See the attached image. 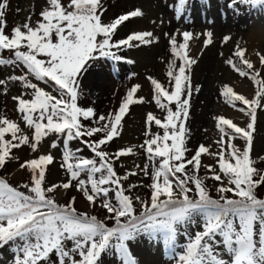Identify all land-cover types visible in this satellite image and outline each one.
Listing matches in <instances>:
<instances>
[{"label":"snow or ice","instance_id":"obj_1","mask_svg":"<svg viewBox=\"0 0 264 264\" xmlns=\"http://www.w3.org/2000/svg\"><path fill=\"white\" fill-rule=\"evenodd\" d=\"M189 2L177 0V19L188 11ZM237 3L264 9V0H231L229 7ZM7 6V0H0V53L8 50L11 56H0V65L24 70L22 75L7 77L24 89L12 98L24 127L0 115V168L19 159L14 150L27 146L36 153L41 142L54 135L63 137L60 166L67 174L65 181L46 186L48 166L55 162L49 152L19 164L30 174L28 183L13 186L0 178V248L10 244L15 248L20 254L15 264H138L130 246L142 236L162 242L177 264H264V198L258 195L264 187V167L260 166L264 165V156L259 157V164L252 156L258 110H264V54L256 53L261 66L258 69L246 57V49L237 45L233 55L240 65L232 59L226 63L241 77L250 78L257 86L255 94L249 99L229 86L221 94L226 103L235 107L239 102L244 106L239 111L248 118L246 125L241 127L231 119L216 117L219 150L212 152L200 144L189 158L190 132L186 121L194 90L191 70L198 62L190 55V41L195 35L190 31L164 33L171 54L180 63L178 69L175 61L169 63L170 89L147 77L152 99L165 115L163 119L151 112L146 116L149 129L155 124L163 129V135L146 131L149 138L139 147L147 162L119 175L115 163L135 155L136 146L114 153L107 151L106 146L121 135L122 121L130 106L145 102L136 95L141 86L133 85L115 112L97 115L93 107L78 104L80 78L101 58L132 64L133 60L117 53L157 42L159 37L152 31H133L122 39H114L121 26L143 18L145 13L137 7L105 23L102 0H68L66 5L62 0H46L34 25L29 16L7 34ZM203 35V46L207 48L213 42V34ZM230 39L225 36L223 42ZM41 83L51 90L41 87ZM5 84L6 80L0 79V86ZM236 138L244 141L242 147L232 142ZM73 140L81 141L94 158L77 156L69 146ZM50 147L57 148V141L53 140ZM204 155L214 157L215 165H204ZM202 167L208 175H199ZM141 173L151 180L150 184L141 185L150 189L147 201L126 194L136 184L124 186L130 176ZM207 179L218 182L217 198L210 194ZM71 188L89 206L94 208L99 202L108 213L105 219L114 221L113 226L96 215L78 211L75 196L62 204L51 195ZM136 202L141 206L138 214ZM190 226L199 230L190 233ZM179 236H187V243L176 257Z\"/></svg>","mask_w":264,"mask_h":264},{"label":"rangeland","instance_id":"obj_2","mask_svg":"<svg viewBox=\"0 0 264 264\" xmlns=\"http://www.w3.org/2000/svg\"><path fill=\"white\" fill-rule=\"evenodd\" d=\"M66 5L68 0H62ZM106 9L102 19L105 23L111 22L116 16L141 8L145 13L143 18H135L121 26L114 39L119 40L133 31H152L159 40L148 46H140L123 50L117 54L131 59L134 62L128 64L125 61H110L101 58L88 68L80 78V95L78 104L82 107H93L97 115H107L115 112L127 91L135 84L141 87L138 89L137 97H143L144 103L131 105L128 113L122 121L121 135L106 146V150L114 153L120 148L136 146L135 155L122 157L115 163V169L119 175H124L126 171L135 170L136 165H143L147 162L146 154L139 145L149 138L145 135L146 131L150 134L163 135V129L152 124L146 125V116L149 112L163 119L165 113L159 109L153 97V90L147 77L157 79L166 88L171 87L170 79L167 75L169 63L175 61L178 69L180 61L171 54L168 38L164 33L177 34L182 31L194 33L195 39L190 41V55L197 59V64L192 66L191 84L193 92L191 96L190 115L186 121L190 135L187 138V147L190 158L200 144L210 147V151L217 152L219 145L216 143L220 138L219 130L216 128V117L223 116L231 119L237 125H246L247 117L239 111L242 107L239 102L232 106L225 102L221 94L225 86L232 87L234 92L242 94L249 99L254 97L256 85L247 77H241L232 67L226 63L232 59L238 66L240 62L233 53L237 45L246 49V57L250 59L258 69L261 66L256 55L257 52L264 54V9L253 8L245 4L237 3L235 7H229L231 0H190L188 11L177 19L174 6L177 0H102ZM5 19L7 22L6 33L10 34L11 29L21 25L30 16L31 23L34 25L40 19L39 13L46 6V0H7ZM19 10V11H18ZM163 20V23L160 21ZM211 32L212 43L204 48V33ZM225 36L231 39L223 42ZM179 40L180 37L178 36ZM0 56L7 59L11 54L8 50L0 53ZM22 67L15 65H0V79H5L6 84L0 86V115L7 116L21 124L19 114L15 111L16 102L12 99L20 95L24 89L19 82L8 81L10 75H22ZM135 75H132V74ZM264 75V69H261ZM34 83H40L33 80ZM244 85L248 90H240ZM46 90H51L47 86ZM5 88L7 91L5 92ZM199 88V91H195ZM175 109V105H171ZM244 107V106H243ZM90 123V121H85ZM26 131H28L26 129ZM134 136V137H132ZM53 140H56L58 147H50ZM237 147H242L244 141L236 138L232 141ZM71 150L79 157L94 158L89 149L79 140L69 142ZM63 150V137L57 138L50 136L45 138L39 151L33 153L27 146L22 149L14 150L18 160L9 161L4 168H0V178L5 179L13 186H19L30 181V174L19 167V164L34 158L40 154L51 153L55 157V162L48 166L46 172V186L58 184L66 180L67 174L61 168ZM78 150V151H77ZM252 156L259 164V157L264 156V110H258V120L254 138ZM204 165H215L214 157L202 156ZM158 163V160H157ZM264 167V165H260ZM200 176L208 175L205 168H201ZM86 178V176H82ZM151 183L149 177L142 173L138 176H130L124 182L125 188L129 184H136L137 187L131 192L126 193L133 197L140 196L144 200L150 197V189L141 185ZM210 194L217 198L215 185L211 179L205 181ZM226 183V181H225ZM23 191L24 189L21 188ZM55 195L58 203H67L73 196L76 197L75 207L78 211H86L89 215H96L98 219L104 220L111 226L112 220L105 219L108 213L100 207L99 202L93 208L88 205L82 195L71 188L67 191L61 189ZM231 195V194H229ZM258 195L264 198V187L259 190ZM110 196H114L110 193ZM137 213L141 210L139 202H136ZM199 230L196 226H190L188 232L194 233ZM187 243V236L177 238V248L175 256L178 257L183 245ZM130 250L138 260V264H177L173 257L160 241H154L147 236H142L137 241L132 242ZM15 248L10 244L0 248V264H15L17 256Z\"/></svg>","mask_w":264,"mask_h":264},{"label":"bare ground","instance_id":"obj_3","mask_svg":"<svg viewBox=\"0 0 264 264\" xmlns=\"http://www.w3.org/2000/svg\"><path fill=\"white\" fill-rule=\"evenodd\" d=\"M261 53H262V52H261ZM240 90H248V88H247L246 86H244V85H241ZM132 137H134V136H132Z\"/></svg>","mask_w":264,"mask_h":264},{"label":"trees","instance_id":"obj_4","mask_svg":"<svg viewBox=\"0 0 264 264\" xmlns=\"http://www.w3.org/2000/svg\"><path fill=\"white\" fill-rule=\"evenodd\" d=\"M107 60H109V59H107ZM110 61H112V60H110ZM241 105V104H240ZM242 107H243V105H242ZM138 214V213H137ZM113 224H114V221L112 222V224H111V226H113Z\"/></svg>","mask_w":264,"mask_h":264}]
</instances>
